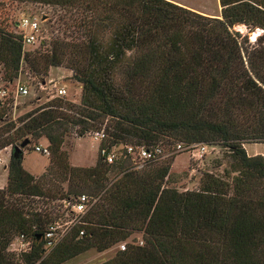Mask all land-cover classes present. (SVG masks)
<instances>
[{"label":"trees","instance_id":"obj_1","mask_svg":"<svg viewBox=\"0 0 264 264\" xmlns=\"http://www.w3.org/2000/svg\"><path fill=\"white\" fill-rule=\"evenodd\" d=\"M30 1L61 12L71 35L23 51L12 6L0 2V82L8 88L29 73L40 84L63 67L81 85V100L54 99L16 120L8 119L11 99L0 105V150L12 149L0 189V264H62L134 234L142 245L127 243L104 264H264V157L244 149L264 144V0H219V18L167 0ZM237 25L262 34L252 43ZM103 128L95 165L71 166L66 139ZM41 139L50 159L34 177L13 148ZM178 143L227 151L226 177L203 174L196 191L181 193L166 185L168 159L131 171L127 160L108 165L100 155ZM109 175L118 178L108 186ZM77 192L99 196L84 236L72 234L45 256L32 199ZM20 234L33 246L16 258L7 249Z\"/></svg>","mask_w":264,"mask_h":264},{"label":"rangeland","instance_id":"obj_2","mask_svg":"<svg viewBox=\"0 0 264 264\" xmlns=\"http://www.w3.org/2000/svg\"><path fill=\"white\" fill-rule=\"evenodd\" d=\"M6 2L11 8V17L17 22L21 17H35L41 21V28L44 36L47 38H54L57 36H62L63 34L71 35L69 30H66L64 26L59 22V17L62 15L61 12H55V9L39 4L36 2H31L30 0H0V2ZM181 3H184L182 7L198 13L205 17L210 18H219L221 7L219 0H174ZM233 31L242 34V36H247L250 42H254V39L261 35L260 31L257 29L250 31L245 25H237L233 27ZM257 39V38H256ZM50 41V40H49ZM48 43V39H46ZM29 49V48H28ZM1 75V74H0ZM73 73L66 68L58 67L50 69L47 77L43 81L47 82L50 80L55 81L58 85L63 86L67 91L66 100L74 103L76 105L80 104L81 100V85L73 80ZM19 81L21 84L27 86L29 94L25 98L17 100L16 110L10 112L8 111V119L16 120L19 116L27 113L33 109L38 108L41 105H44L48 102L49 90L42 91L40 89V84L38 79L33 77L29 73H22L19 76ZM13 85L11 84L8 87L9 90H12ZM3 83L0 82V88H3ZM44 139L39 140L38 142H33L26 146L24 149H27L24 152L22 158V167L28 173L32 174L35 177H39L48 166L47 157H44L40 154H37L33 151L34 146L45 144ZM45 146L48 147V144ZM97 146L93 143V140L89 135H85L83 138H77L75 135H70L63 146L64 151L69 155V163L73 167L88 168L94 165L98 153ZM244 149L247 152V155H261L264 157V144H246ZM2 154L0 158L4 160L7 165L0 164V186H4L7 180V173L5 169L8 167L11 151L12 149L8 147L7 151L2 149ZM166 156L163 160L168 159V164H170L169 176L166 178V185L169 188L176 189L178 192H188L196 191L199 188V182L203 174H212L214 176L225 178V171L229 167V154L227 151L220 147L209 148L207 154L204 156V159L201 162L195 161L187 153H176L175 148L171 147L169 150L165 149ZM161 160L160 162H162ZM118 177L109 175L108 186L114 182ZM56 185H60L62 191L66 190L65 184H60L55 182ZM82 193V192H81ZM84 194L90 195L95 199H99V196H93L87 192ZM75 194H79L78 192ZM56 198L61 196V193L54 194ZM141 235L134 234L126 242L119 243L113 247V255L116 251H121L120 246L127 243H132L138 245L141 242ZM93 257L97 258L99 256L95 255L94 252H90L86 258ZM105 257H100L98 259L103 261Z\"/></svg>","mask_w":264,"mask_h":264},{"label":"built area","instance_id":"obj_3","mask_svg":"<svg viewBox=\"0 0 264 264\" xmlns=\"http://www.w3.org/2000/svg\"><path fill=\"white\" fill-rule=\"evenodd\" d=\"M16 32L21 38L23 51L34 50L41 44L46 43V39L48 41L52 39L44 36L41 21L35 17H21L17 21ZM12 85V90L5 87L0 88V105L3 106L6 99H11L12 109L16 110L17 100L27 97L29 91L26 85L20 83L19 78ZM40 89L42 91L49 90L48 102L54 99H63L67 96L66 89L53 80L48 81V83L45 81L40 83ZM89 136L93 143L98 145L106 138L104 128L91 132ZM174 148L176 153H187L195 161L201 162L208 149L213 147L198 143H178ZM7 149L8 147L4 148L6 151ZM33 151L44 157H50V150L47 146L36 145ZM1 152L0 150V154ZM100 155L108 165L118 160H127L131 171H141L149 163L163 160L166 153L162 144H157L149 148H139L132 145L111 149L102 148ZM2 163L3 161L0 158V164ZM32 200L33 212L44 220L41 229L36 227L34 229L39 233L38 240L41 242L45 256L72 234L76 233L79 238L84 236L83 226L86 225V218L98 202L97 199L84 193L68 195L60 199L34 197ZM138 245H142V242H139ZM32 246L33 240L24 234H20L12 239L7 251L16 258H20L30 253ZM125 247L122 244L120 250L124 251Z\"/></svg>","mask_w":264,"mask_h":264},{"label":"crops","instance_id":"obj_4","mask_svg":"<svg viewBox=\"0 0 264 264\" xmlns=\"http://www.w3.org/2000/svg\"><path fill=\"white\" fill-rule=\"evenodd\" d=\"M167 1H169V2H171L173 4H176V5H179V6H183L184 5V3H181V2H178V1H174V0H167ZM46 144H47V142L45 144H43V145L45 146ZM96 145H98V144H96ZM25 151L26 150L23 149V151H22V158H23V155H24V152ZM98 151H99V145L97 146V153H98ZM1 154H2V152H1ZM255 155H257V154H253V155H249L248 154V156H255ZM2 161H3V163L1 165H7L4 162L3 159H2ZM48 162H49V160H48ZM95 163H96V161H95ZM95 163H94V165H95ZM5 171L7 173V168L5 169ZM6 183H7V180H6ZM5 186H6V184L4 186H0V189H3ZM90 252H94L95 255H97L99 257H97V258H93V257L86 258V256H88ZM112 252H113V249H110V250H107V251H104V252H101V253H98V252H96L94 250H89L87 252H84L82 254H79L78 256H76V257H74V258H72V259H70V260H68V261H66V262H64L62 264H104L105 262H107V261H109V260H111L113 258V253ZM100 257H105V259L103 261L98 262L99 261L98 259H100Z\"/></svg>","mask_w":264,"mask_h":264},{"label":"water","instance_id":"obj_5","mask_svg":"<svg viewBox=\"0 0 264 264\" xmlns=\"http://www.w3.org/2000/svg\"><path fill=\"white\" fill-rule=\"evenodd\" d=\"M259 30H260V29H259ZM260 31H261V30H260ZM261 34H262V31H261ZM257 36H258V35H257ZM257 36H256V38H257ZM256 38L254 39V41L256 40ZM28 145H29V141L26 140V141H24L23 143H21L20 146L13 148V154H14V157H15V158L22 157V151H23V149H24L26 146H28Z\"/></svg>","mask_w":264,"mask_h":264},{"label":"bare ground","instance_id":"obj_6","mask_svg":"<svg viewBox=\"0 0 264 264\" xmlns=\"http://www.w3.org/2000/svg\"><path fill=\"white\" fill-rule=\"evenodd\" d=\"M258 30H259V29H258ZM258 30H257V31H258ZM259 31H260V30H259ZM259 31H258V32H259ZM260 33H261V31H260Z\"/></svg>","mask_w":264,"mask_h":264}]
</instances>
